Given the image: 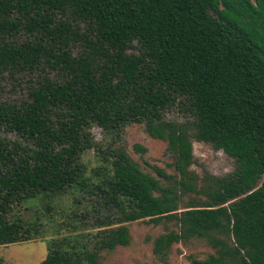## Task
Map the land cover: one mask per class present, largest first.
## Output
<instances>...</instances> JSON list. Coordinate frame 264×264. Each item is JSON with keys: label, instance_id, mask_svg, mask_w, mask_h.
Here are the masks:
<instances>
[{"label": "trees", "instance_id": "trees-1", "mask_svg": "<svg viewBox=\"0 0 264 264\" xmlns=\"http://www.w3.org/2000/svg\"><path fill=\"white\" fill-rule=\"evenodd\" d=\"M4 80L23 94L0 99V245L44 238L38 264H100L145 220L175 226L155 256L197 239L212 252L187 264H264V0H0ZM130 124L175 177L90 134ZM191 140L233 169L197 179Z\"/></svg>", "mask_w": 264, "mask_h": 264}, {"label": "rangeland", "instance_id": "rangeland-1", "mask_svg": "<svg viewBox=\"0 0 264 264\" xmlns=\"http://www.w3.org/2000/svg\"><path fill=\"white\" fill-rule=\"evenodd\" d=\"M23 94L22 88L15 83L4 80L0 82V99L16 100ZM165 118L182 120L179 110L172 108L165 113ZM12 137L11 134H6ZM90 134L93 140L102 144L113 142L122 145L128 155L136 161L139 167L154 175L157 167L165 174L175 177L172 166V157L166 151V144L160 139L147 135L140 124H130L123 128L116 137L104 135L98 127H91ZM138 144L144 150L137 151L134 145ZM193 162L189 170L200 179L203 173L223 175L233 169V160L221 150L213 149L209 144L191 140ZM88 167L96 164L93 150L84 154ZM129 232V242L126 245H117L112 249H104L98 253L100 264H187V255L202 258L212 249L203 241L189 239L185 242H175L158 257L151 251V240L157 234L168 229H174L172 223L161 222L152 224L145 220H134L126 223ZM45 255L44 238H37L18 243L0 245V261L2 264H38Z\"/></svg>", "mask_w": 264, "mask_h": 264}]
</instances>
